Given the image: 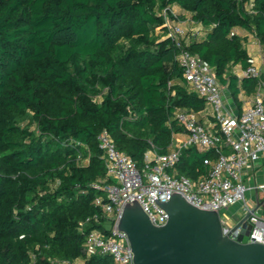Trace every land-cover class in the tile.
Segmentation results:
<instances>
[{"label":"trees","instance_id":"trees-1","mask_svg":"<svg viewBox=\"0 0 264 264\" xmlns=\"http://www.w3.org/2000/svg\"><path fill=\"white\" fill-rule=\"evenodd\" d=\"M173 5L202 26L184 46L241 106L264 80L235 71L254 64L248 34L264 47V0H0V264H116L85 244L113 223L96 203L112 182L99 134L142 169L172 150L178 108L206 107L168 35ZM213 155L186 148L178 171L196 180Z\"/></svg>","mask_w":264,"mask_h":264},{"label":"built area","instance_id":"built-area-1","mask_svg":"<svg viewBox=\"0 0 264 264\" xmlns=\"http://www.w3.org/2000/svg\"><path fill=\"white\" fill-rule=\"evenodd\" d=\"M168 35L179 47V61L191 87L206 99L205 115L212 118L204 123L198 112L178 108L177 120L184 136L173 134L172 150L146 154L145 166L140 169L130 155L117 148L107 131L98 136L105 153L107 174L112 182L103 186L105 195L97 196L96 203L113 223L107 231L94 229L86 236L90 252L99 251L112 255L116 264H135L134 253L128 235L118 228V221L128 202L140 203L155 225H163L169 214L161 205L174 193H181L191 203L205 209L222 211L241 203L245 213H250L252 228L249 242L264 244V216L252 211L247 192L250 187L244 176L255 168L264 155V80H260L255 97L239 114L233 113L225 103V92L218 81L213 66L200 55L184 46L186 30L167 17ZM255 37V36H254ZM256 41L262 46L260 40ZM264 70L259 65L242 69L238 76L260 77ZM195 147L199 151H212L213 156L203 159L208 172L194 180L180 174L177 163L184 149ZM97 187H100L96 184ZM224 234L238 239L241 226L222 218ZM65 264H86L83 260L66 261Z\"/></svg>","mask_w":264,"mask_h":264},{"label":"water","instance_id":"water-1","mask_svg":"<svg viewBox=\"0 0 264 264\" xmlns=\"http://www.w3.org/2000/svg\"><path fill=\"white\" fill-rule=\"evenodd\" d=\"M257 211L264 202L257 193ZM161 205L169 214L163 225H155L137 201L128 202L118 228L129 238L135 264H264V244L249 242L252 224L245 213L233 230L241 226L238 239L224 234L218 210L201 208L181 193Z\"/></svg>","mask_w":264,"mask_h":264},{"label":"crops","instance_id":"crops-1","mask_svg":"<svg viewBox=\"0 0 264 264\" xmlns=\"http://www.w3.org/2000/svg\"><path fill=\"white\" fill-rule=\"evenodd\" d=\"M191 24H193L195 26L194 29L192 28V30H194L193 33H199V31H201L202 26L193 22L192 20H191ZM245 43H246V47H247L248 51L254 56V64L261 66L264 70V56L262 55V49H264V47L260 46L258 44V42L256 41L255 37L252 34H248ZM250 48L252 50L254 49L255 51H252ZM237 67L239 69L235 70V71L237 74H239L242 71V68L239 65L235 66L236 69H237ZM223 88H224V92H225V103H226L227 107L235 114L241 113L244 106L249 104L251 102V100L255 97V94H256V92L255 93H248V92L242 90L239 94V100L241 103V106H240L239 103H237L236 100L234 99V97L232 96L228 87L223 86ZM198 116L206 124L212 121V118L208 115H205L203 113V110L198 112ZM179 136H184V134H179ZM148 152H151V150ZM244 182L250 187V190H249L250 191V197H249L248 201L251 200L252 202L249 201L250 204L253 207H255L258 204L257 193L260 192L261 199L264 197V155H262L260 160H258V162L255 165V168L251 171H248L245 174ZM238 204H236V205H238ZM236 205H233V206H236ZM233 206H231V207H233ZM239 207L241 208V204L239 205ZM228 210H226V211H228ZM257 211L264 216V202L259 207V209ZM243 215L244 214L237 216L236 223L242 219Z\"/></svg>","mask_w":264,"mask_h":264},{"label":"rangeland","instance_id":"rangeland-1","mask_svg":"<svg viewBox=\"0 0 264 264\" xmlns=\"http://www.w3.org/2000/svg\"><path fill=\"white\" fill-rule=\"evenodd\" d=\"M173 13L177 16L175 17L172 22L179 23L186 31H194L195 26L191 24L190 15L188 13L182 12L178 5L172 6ZM244 33V31H242ZM251 49V48H250ZM252 50V49H251ZM252 51H255L254 49ZM262 55L264 56V49H262ZM235 68V70H238ZM179 134H184L183 131L179 132ZM248 199L250 197V191L247 192ZM251 201V200H249ZM252 202V201H251ZM241 203L236 206L231 207L228 211H222L221 216L224 220H229L231 224H236V219L238 215L245 214V211L239 207ZM109 222L107 225L109 226Z\"/></svg>","mask_w":264,"mask_h":264}]
</instances>
